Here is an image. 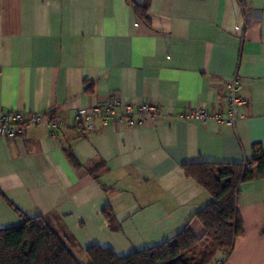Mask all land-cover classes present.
I'll return each instance as SVG.
<instances>
[{
    "label": "crops",
    "instance_id": "0c3cea01",
    "mask_svg": "<svg viewBox=\"0 0 264 264\" xmlns=\"http://www.w3.org/2000/svg\"><path fill=\"white\" fill-rule=\"evenodd\" d=\"M0 0V108L44 112L47 122L0 134V229L43 216L81 264L87 248L119 256L172 239L211 201L184 164L243 163L264 143V0ZM238 74L247 102L235 124L180 117L193 107L227 114ZM119 97L152 102L156 118L128 126L113 117L85 133L78 107ZM139 118L138 116L136 117ZM103 159L106 191L84 167ZM115 210L112 228L102 209ZM244 232L221 264H264V176L241 183Z\"/></svg>",
    "mask_w": 264,
    "mask_h": 264
},
{
    "label": "trees",
    "instance_id": "16d2710c",
    "mask_svg": "<svg viewBox=\"0 0 264 264\" xmlns=\"http://www.w3.org/2000/svg\"><path fill=\"white\" fill-rule=\"evenodd\" d=\"M149 1L134 4L137 16L146 23L150 20ZM66 153L75 167H84L104 190L114 187L105 178L109 173L105 160L83 165L71 148ZM183 168L211 196L194 216L202 232L197 233L189 224L168 241L123 256L109 247L91 245L87 248L89 264H211L219 252L232 250L235 239L244 232L238 210L240 185L264 176V143H255L252 157L243 163L202 161L184 164ZM102 212L110 226L117 228L114 208L107 204ZM0 264L81 263L43 216L24 215L22 223L0 229Z\"/></svg>",
    "mask_w": 264,
    "mask_h": 264
},
{
    "label": "built area",
    "instance_id": "2783aa9c",
    "mask_svg": "<svg viewBox=\"0 0 264 264\" xmlns=\"http://www.w3.org/2000/svg\"><path fill=\"white\" fill-rule=\"evenodd\" d=\"M242 80L236 74L227 83L228 111L227 114L209 111L205 108L193 107L180 117L185 119L200 120L204 123L214 120L217 123L235 124L240 116V109L247 102L242 94ZM159 113L158 105L152 102H142L139 105L124 103L117 96L96 102L91 107H78L75 114V124L83 132L88 133L96 129L97 120L107 123L113 117L126 122L128 126L142 125L147 118L154 119ZM139 117L138 119L136 117ZM47 122L50 126L49 133L56 136L58 130L65 126V122L48 113L36 112L26 114L18 110H4L0 108V134L14 137L24 132L27 125H37ZM211 264H221L215 260Z\"/></svg>",
    "mask_w": 264,
    "mask_h": 264
}]
</instances>
